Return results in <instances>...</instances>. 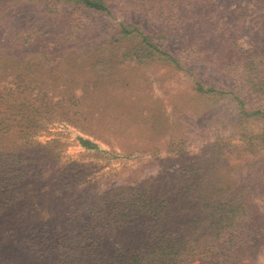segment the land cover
I'll return each mask as SVG.
<instances>
[{
  "label": "rangeland",
  "instance_id": "374dc122",
  "mask_svg": "<svg viewBox=\"0 0 264 264\" xmlns=\"http://www.w3.org/2000/svg\"><path fill=\"white\" fill-rule=\"evenodd\" d=\"M107 1L112 14L99 16L87 11L76 14L62 0H0V63L21 61L20 66L9 62L5 68L7 77L0 83L11 86V81L5 82L11 77L9 72L30 70L33 82L28 90H33L38 84L36 74L43 67L49 68L48 61L56 57V71L67 70L76 79L84 77L90 81L93 92L87 99L95 109L92 119L85 120L82 126L80 112L84 109L73 115L72 100L59 103L55 94L49 115L35 118L41 123L32 140L45 148L38 147V152L30 153L40 156L42 162L27 168L35 173L39 170L40 177L32 184L19 185L14 201L31 196L34 206L54 207L65 197L78 200L79 204L63 218L66 226L74 220L68 230L57 221V231L47 234L58 241L48 251L30 231L20 235L7 231L0 236V253L6 256L0 264L72 261V255L79 253L77 248L90 243L89 239L78 238L81 224L90 217L100 218L98 237L119 230V222L101 219L108 205L123 209L128 217L125 207L134 201L131 196L139 202L144 191L163 193L178 207L181 191L189 194L187 201H195L206 190L197 182L211 180L209 175L219 176L221 172H229L225 177L233 176L237 186L243 185L244 189L245 178L250 185L259 182L260 192L252 202L258 206L254 213L262 218V235L254 253L242 264H264V182L258 180L264 171V158L249 167L236 153L241 145L250 144L244 155L264 154V140L260 138L264 135V82L253 85L246 68L250 72L256 68L244 65L251 58L259 65L260 56L264 65V0H191L190 4L184 0V6L174 0ZM124 20H135L145 30H166L174 53L187 57L186 69L158 59L147 58L144 62V58L139 61L115 56L107 57L113 65L98 76L88 58L78 59L73 53L68 58L67 41L70 46L90 38L116 42L119 23ZM17 24L20 26L16 28ZM138 41L136 38L134 44ZM219 44L220 58L225 64H234L225 66L214 61V54L208 50ZM104 58L98 59L105 61ZM3 67L0 65V70ZM199 78L214 83L220 91L216 98L199 95L192 89L194 80ZM80 83L77 80L72 86ZM41 84L63 87L59 82ZM75 90L78 98L81 90ZM82 139H89L92 144ZM201 165L208 166L205 175H200L203 180L197 179L196 174ZM214 167L216 173H212ZM67 171L73 175L65 174ZM189 208L198 211L196 206ZM45 211L50 215L48 209Z\"/></svg>",
  "mask_w": 264,
  "mask_h": 264
},
{
  "label": "trees",
  "instance_id": "16d2710c",
  "mask_svg": "<svg viewBox=\"0 0 264 264\" xmlns=\"http://www.w3.org/2000/svg\"><path fill=\"white\" fill-rule=\"evenodd\" d=\"M174 2L180 4L182 2V6H184V0H174ZM190 3L191 0H189ZM62 4L72 8L76 14L87 11L94 15L105 16L113 12L107 0H62ZM177 6L180 7V5ZM19 26L17 24L16 28ZM118 34L116 42H107L102 38H90L88 40L81 39L78 45L70 46L67 41L65 49L69 52L68 58L72 53L77 55L78 59L88 58L91 62L89 64L95 70L93 72H96L98 76H103L106 69L109 70L113 65V62L107 60V57L115 56L122 59L135 58L139 61H143L141 59L144 58V62L147 61V58L158 59L175 68L186 69L184 64L187 57L174 53L166 30L160 28L145 30L135 20H124L119 23ZM196 36L194 34V37ZM136 38L139 41L135 45ZM191 44L194 48V43ZM229 44L234 45V42L229 41ZM219 48L220 44L208 52L211 51L214 54V61L217 64L226 66L228 63L225 64L220 58ZM236 50L239 52L241 48L238 46ZM102 57H105L106 60L98 59ZM262 58L260 56L259 65L254 64V58H251L247 64L243 61L244 65L248 66L249 64L256 68L253 69V72L246 68L253 85L264 82ZM11 60H8V63L6 61L0 63L1 66L4 65L0 70V82L6 79L5 68ZM57 61L56 57L51 58L47 63L49 68L43 67L40 74H36L35 80L38 81V84L33 90H28V88L30 89L29 84L33 82L30 70L9 72L8 75L11 77L5 82L11 81V86H8L7 83L5 86L4 83H0V236L6 234L7 231L16 232L17 235L30 231L32 236H38L40 240L38 243L46 247V250L51 249L53 244L58 242L53 237L51 240L47 235L49 233L52 235L53 231H57L55 229L57 221L61 226H64L62 227L64 230H68L72 226L74 220L66 226L63 218H66L69 212L73 213V209L75 211L79 201L66 200L65 197H62L57 205H53L54 207L38 204L34 206L36 202L31 196H24L18 198L16 202L14 201L17 198L14 193L19 185L21 187L25 184H32L35 178L39 179L40 177L37 173L39 170L35 173L27 168L29 164L42 162L40 156H32L30 153L38 152V147L45 148L41 143L32 140L41 123L40 119L35 118L39 115L45 117L47 114L49 115V112L53 110L54 105L51 103L55 94L58 96L59 103L68 99L72 100L71 105L74 110L71 113L73 115L76 111L80 112L79 109H84L80 112L84 120L82 126L85 122L90 121L89 118L92 119V110H95L93 103L87 99L92 97L93 92L89 88L90 81L84 77L76 79L77 77L67 70L62 73L56 71L57 66H53V64ZM24 62L29 63L28 61ZM14 64L20 66L21 61L12 60L10 65ZM230 64H234V61L228 65ZM38 65L40 66V64ZM8 67V69L14 68ZM96 68L98 69L96 70ZM77 80L81 82L79 86H72V83ZM58 82L62 83L63 87H42L41 84L55 85ZM26 83L28 86L25 88L22 85ZM192 87L197 94L209 98H216L220 93L214 83L208 79H196ZM77 88L81 90L78 98L75 97ZM30 91L33 92L34 98L29 96ZM65 110L63 109L62 112ZM100 129L103 130L102 125ZM91 133L93 132L91 131ZM95 135L103 138L101 134L96 133ZM263 137L264 135L260 137L262 141ZM82 140L92 144L89 139ZM250 148V144L241 145L237 148L236 153L240 161L244 160L246 165L254 167L261 158H264V154L259 157L244 155V152ZM220 154L222 153L220 152ZM207 169V165L198 167L197 179L203 180L200 175L204 176ZM212 171V173H216L217 168L214 167ZM227 173L229 172H221V176L209 175L211 180L197 182L200 187L206 190L204 195L195 197V201H187L189 194L186 195L184 191H181L178 207H174L171 198L165 197L163 193L161 195L154 192L145 194L144 191L139 202L131 196L134 201L125 207L128 217L125 216L123 209L108 205L106 213L101 216V219L107 223L119 222L117 226L119 230L115 233L111 232V235L106 234L103 237H98L96 228L100 218L90 217L81 224V231L78 233L79 240L89 239L90 243H85L84 247L77 248L79 253L72 255L73 258L70 259L75 264H242L245 258L254 253L262 235V218L254 213L258 210V206L252 202V198L260 192L259 182L250 185L245 178L246 189H244L243 185L237 186L233 176L225 177ZM65 174L71 173L67 171ZM249 179L252 181L251 175H249ZM224 180H227L226 183H223ZM258 180L264 182V171L259 175ZM130 189L132 191L133 188ZM44 195L38 198L40 199ZM189 206H196L198 211L196 212L195 208L191 209ZM45 209L50 211V215ZM34 213L36 215H33ZM120 216H125V219H121ZM127 230H129L128 234ZM0 259H6V256L0 253ZM72 261L67 260L63 264H74ZM191 261L197 262L192 263Z\"/></svg>",
  "mask_w": 264,
  "mask_h": 264
}]
</instances>
